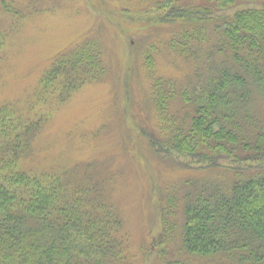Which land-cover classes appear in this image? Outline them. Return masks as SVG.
<instances>
[{"label":"trees","instance_id":"obj_1","mask_svg":"<svg viewBox=\"0 0 264 264\" xmlns=\"http://www.w3.org/2000/svg\"><path fill=\"white\" fill-rule=\"evenodd\" d=\"M144 1L178 25L170 47L199 61L186 83L153 76L161 124L146 132L149 144L170 165L190 168L177 159L185 156L224 172L188 179L160 203L163 242L178 236L181 252L206 262L264 264V0ZM3 12L19 10L0 0V53L9 39ZM104 70L101 47L87 41L56 57L26 106L0 103V264H135L100 183L65 167L25 166L51 106Z\"/></svg>","mask_w":264,"mask_h":264},{"label":"rangeland","instance_id":"obj_2","mask_svg":"<svg viewBox=\"0 0 264 264\" xmlns=\"http://www.w3.org/2000/svg\"><path fill=\"white\" fill-rule=\"evenodd\" d=\"M5 2L19 13L1 15L9 39L0 53V103L26 106L56 57L87 41L99 44L105 64L97 80L51 106L49 122L25 166L38 171L65 167L100 183L103 199L123 218L135 264H166L161 252L171 263L217 264L181 252L178 236L167 247L161 235V204L167 206L170 193L188 179L202 182L224 174L222 169H196L200 165L191 157L177 159L193 168L170 165L145 135L161 124L151 99L153 76L177 84L196 79L199 61L170 47L178 25L153 1ZM179 104L177 99L171 108ZM175 209L181 219V204Z\"/></svg>","mask_w":264,"mask_h":264}]
</instances>
